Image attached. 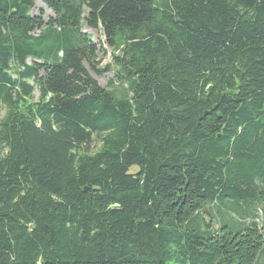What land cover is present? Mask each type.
<instances>
[{"label":"trees","instance_id":"trees-1","mask_svg":"<svg viewBox=\"0 0 264 264\" xmlns=\"http://www.w3.org/2000/svg\"><path fill=\"white\" fill-rule=\"evenodd\" d=\"M39 3L0 0V264H260L264 0Z\"/></svg>","mask_w":264,"mask_h":264},{"label":"rangeland","instance_id":"rangeland-1","mask_svg":"<svg viewBox=\"0 0 264 264\" xmlns=\"http://www.w3.org/2000/svg\"><path fill=\"white\" fill-rule=\"evenodd\" d=\"M41 8V4L39 3V0H35V10L36 9H40ZM33 11L32 14H36V11ZM52 16V14L46 10V12L44 13V17L45 19H48ZM85 32L88 33V35L92 38L93 42H96L99 44V47H102V49H104L106 54H103V52H100V59H101V65L99 66V68H104L108 65H110V49L104 44L103 41V37L101 35L100 31H92V30H88L85 29ZM91 73V72H90ZM92 77L96 80V82L99 84L100 87H105L108 82L112 79V74L110 73H105L103 74L101 77H97L95 76L94 73H91ZM111 90L117 95L120 96L123 91L124 88H122L121 86L117 85L116 83L112 85ZM97 147V146H95ZM134 170H131V172H133ZM208 209H212L211 206H209ZM213 215V221L211 223L212 228L216 229L218 227V225L220 224L219 218L215 215ZM206 221L208 220V218H206V216H204ZM259 263L260 264H264V253L262 255H260L259 257Z\"/></svg>","mask_w":264,"mask_h":264}]
</instances>
